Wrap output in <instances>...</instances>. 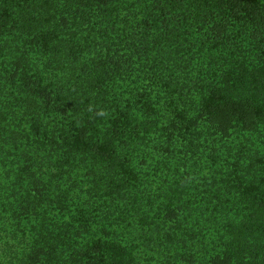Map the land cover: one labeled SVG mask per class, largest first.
I'll use <instances>...</instances> for the list:
<instances>
[{
  "label": "trees",
  "instance_id": "1",
  "mask_svg": "<svg viewBox=\"0 0 264 264\" xmlns=\"http://www.w3.org/2000/svg\"><path fill=\"white\" fill-rule=\"evenodd\" d=\"M0 264H264V0H0Z\"/></svg>",
  "mask_w": 264,
  "mask_h": 264
}]
</instances>
